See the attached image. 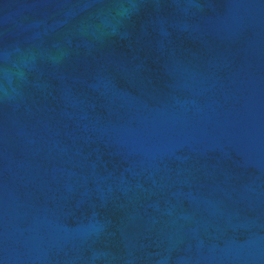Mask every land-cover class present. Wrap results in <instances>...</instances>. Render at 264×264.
Returning <instances> with one entry per match:
<instances>
[{
    "label": "water",
    "instance_id": "obj_1",
    "mask_svg": "<svg viewBox=\"0 0 264 264\" xmlns=\"http://www.w3.org/2000/svg\"><path fill=\"white\" fill-rule=\"evenodd\" d=\"M0 264H264V0H0Z\"/></svg>",
    "mask_w": 264,
    "mask_h": 264
}]
</instances>
